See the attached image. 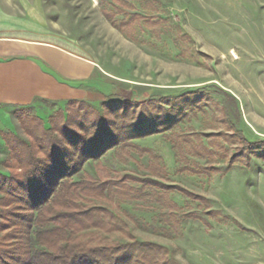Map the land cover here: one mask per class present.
<instances>
[{
	"label": "rangeland",
	"instance_id": "1",
	"mask_svg": "<svg viewBox=\"0 0 264 264\" xmlns=\"http://www.w3.org/2000/svg\"><path fill=\"white\" fill-rule=\"evenodd\" d=\"M103 9H118L113 22ZM134 13L142 16L140 24L121 32L117 26ZM0 19L43 30L50 42L90 60L94 70L83 87L98 109L102 98L122 89L132 96L150 90L158 100L198 94V105L184 109L174 133L185 137L186 145L191 140L219 151L211 160L189 153L191 171H181L185 164L165 138L173 132L168 131L134 141L161 158L164 175L150 174L148 158L135 152L121 160L109 150L100 162L114 172L152 175L208 199L200 205L168 194L179 214L202 220L171 230L160 220L158 204L127 202L114 210L138 240L166 247L179 264H264V154L240 155L220 114L224 107L250 142L264 140V0H0ZM60 106L36 101L33 113L47 125ZM1 131L25 138L10 113L0 112ZM7 157V148H0L2 172ZM96 163L88 161L83 171L98 178ZM201 167L206 170L193 173ZM111 238L126 241L123 235Z\"/></svg>",
	"mask_w": 264,
	"mask_h": 264
},
{
	"label": "trees",
	"instance_id": "2",
	"mask_svg": "<svg viewBox=\"0 0 264 264\" xmlns=\"http://www.w3.org/2000/svg\"><path fill=\"white\" fill-rule=\"evenodd\" d=\"M102 13L113 22L118 9ZM141 18L128 14L117 27L126 32ZM197 98L195 92H187L158 100L150 97V90L132 96L122 89L116 96L102 98L101 109L88 100H69L48 116L47 125L33 113V106L14 109L11 116L25 138L0 132L4 141L0 148L8 150L2 163L5 171H0V264H179L166 247L138 240L128 220L114 208L127 202H141L144 208L151 202L158 204L160 220L176 230L182 222L202 219L179 214L169 193L177 192L200 205L209 200L152 175L114 172L100 159L109 150L121 160L135 152L148 158L150 174L164 175L161 158L134 141L173 131L164 136L185 164L181 171H191L189 153L211 160L219 151L191 140L186 145L185 137L174 133L184 109L197 106ZM220 109L238 153L264 154V140L250 142L226 109ZM88 161L97 162L98 178L83 171ZM196 169L194 174L206 170ZM114 234L125 236L126 241L112 239Z\"/></svg>",
	"mask_w": 264,
	"mask_h": 264
},
{
	"label": "crops",
	"instance_id": "3",
	"mask_svg": "<svg viewBox=\"0 0 264 264\" xmlns=\"http://www.w3.org/2000/svg\"><path fill=\"white\" fill-rule=\"evenodd\" d=\"M47 37L43 30L0 19V112L11 115L41 100L62 106L91 101L83 85L91 80L92 62Z\"/></svg>",
	"mask_w": 264,
	"mask_h": 264
}]
</instances>
